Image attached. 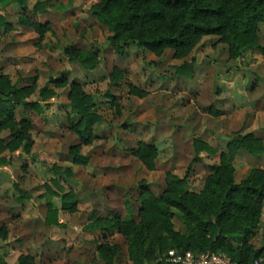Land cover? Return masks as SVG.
<instances>
[{"label": "rangeland", "instance_id": "obj_1", "mask_svg": "<svg viewBox=\"0 0 264 264\" xmlns=\"http://www.w3.org/2000/svg\"><path fill=\"white\" fill-rule=\"evenodd\" d=\"M99 1L0 0V75L32 88L28 102L41 108H14L17 121L31 123L22 144H29L28 153H0V264H106L99 257L106 244L120 248L116 257L105 253L113 264H132L125 237L96 232L107 214L139 223L142 185L159 196L172 174L198 194L232 138L252 134L264 146L262 53L244 50L232 60L221 37L209 36L187 52L143 51L129 43L118 56L110 32L92 15ZM45 3L42 14L37 7ZM257 37L264 48V25H258ZM66 49L90 53L95 67L70 62ZM184 64L188 77L177 73ZM75 88L94 98L93 112L101 118L89 145H80L69 129L70 120L76 121L69 106ZM0 139L6 142L7 134ZM140 141L158 149L153 171L130 153ZM195 141L214 154H197ZM76 146L87 165L73 164L70 148ZM233 165L237 183L252 169L264 171V155L240 152ZM67 195L71 209L63 204ZM172 222L184 233L180 220ZM160 236V225L144 235L143 264L162 260L170 250L159 247ZM250 243L263 249L256 260L263 264L264 205Z\"/></svg>", "mask_w": 264, "mask_h": 264}, {"label": "trees", "instance_id": "obj_2", "mask_svg": "<svg viewBox=\"0 0 264 264\" xmlns=\"http://www.w3.org/2000/svg\"><path fill=\"white\" fill-rule=\"evenodd\" d=\"M10 1L14 0H2L3 3ZM45 6L46 3L37 7L40 13L45 12ZM92 15L110 32L108 42L118 56L124 55V48L129 43L143 51L187 52L200 38L209 36L221 37L232 60L240 58L244 50L264 55L257 37L258 25H264V0H100ZM37 31L42 32L40 26ZM64 54L70 62H77L86 69L95 67L90 53L66 49ZM177 73L188 77V65L178 68ZM31 92L32 88L11 85L7 77L0 75V132H10V142L5 149L11 153L21 148L26 153L29 151V144H22L29 140L31 123L24 119L16 121L14 108L41 111L38 103L28 102ZM69 100L71 112L76 116V121L70 120L69 129L80 145H89L95 138L93 127L101 121L93 112L94 98L75 88L70 92ZM194 146L197 154L205 151L214 154L201 142L195 141ZM240 150L252 156L264 155L262 142L252 134L236 136L220 154V165L210 168L212 173L198 194L187 192L185 178L169 174L165 180L166 188L159 197L142 185L139 223L130 217L120 219L108 215L105 225L96 229L125 237L132 264H143L144 235L153 232L157 225L162 226L165 233L159 239L161 249L194 254L225 253L235 264H253L263 252L262 248L255 249L250 240L257 233L264 205V171L252 169L246 178L236 183L233 163ZM130 153L148 171L154 170L157 158L154 147L139 143L136 149H130ZM70 154L74 165H87L88 160L80 153L79 146L70 148ZM63 200L64 207L71 209V195ZM175 218L184 225V233L175 230L172 222ZM48 224L56 223L48 220ZM230 241L235 242V247ZM106 252H112L116 257L120 248L106 244L99 252L102 261L113 264V257L108 258ZM154 264L166 263L160 260Z\"/></svg>", "mask_w": 264, "mask_h": 264}, {"label": "built area", "instance_id": "obj_3", "mask_svg": "<svg viewBox=\"0 0 264 264\" xmlns=\"http://www.w3.org/2000/svg\"><path fill=\"white\" fill-rule=\"evenodd\" d=\"M166 264H235L224 254H214L209 251L194 254L192 252H177L169 250L162 258ZM253 264H261L254 261Z\"/></svg>", "mask_w": 264, "mask_h": 264}, {"label": "crops", "instance_id": "obj_4", "mask_svg": "<svg viewBox=\"0 0 264 264\" xmlns=\"http://www.w3.org/2000/svg\"><path fill=\"white\" fill-rule=\"evenodd\" d=\"M19 88H24V87H19ZM15 114V119H16V111L14 112ZM16 121H17V119H16ZM2 134H7V141L5 142V141H3V140H1L0 139V153H3V154H8V155H13V154H15L16 152H18V151H20V150H22V148L21 149H19V150H17V151H15V152H10L8 149H5V147L8 145V143L10 142V132L8 131V130H4V131H1L0 132V136L2 135ZM93 134H94V132H93ZM257 139V138H256ZM139 143H143L142 141H140V142H138L137 143V146H138V144ZM229 143V142H228ZM227 143V144H228ZM79 144H80V142H79ZM144 144H146V145H148V146H152V147H154L155 149H156V151H157V157H158V149H157V147H156V145L154 144V143H144ZM137 146H136V148H137ZM226 147H227V145H226ZM3 148H4V150H3ZM133 149H135V148H133ZM226 151V148H225V150L224 151H222V153H224ZM240 152H245V151H242V150H240V151H238L237 152V154L238 153H240ZM236 154V155H237ZM84 156V155H83ZM157 159V158H156ZM234 160H235V158H234ZM156 161V160H155ZM154 164H155V162H154ZM234 164V163H233ZM234 166V165H233ZM238 183V182H237ZM165 188H166V184H165ZM165 188H164V190H165ZM164 192V191H163ZM160 196V195H159ZM159 196H157V197H159ZM140 197V196H139ZM108 215H115V213H113V214H107V216ZM94 218V217H93ZM96 218V217H95ZM94 218V219H95ZM96 232H98L99 234L100 233H103V234H105V233H107V232H101V231H99V230H96ZM94 233V232H93ZM251 244V243H250ZM252 245V244H251ZM128 255V254H127Z\"/></svg>", "mask_w": 264, "mask_h": 264}, {"label": "water", "instance_id": "obj_5", "mask_svg": "<svg viewBox=\"0 0 264 264\" xmlns=\"http://www.w3.org/2000/svg\"><path fill=\"white\" fill-rule=\"evenodd\" d=\"M217 236H219V232L217 233Z\"/></svg>", "mask_w": 264, "mask_h": 264}]
</instances>
